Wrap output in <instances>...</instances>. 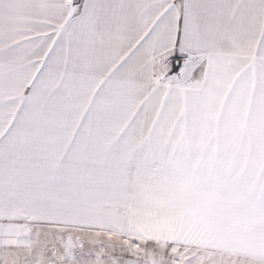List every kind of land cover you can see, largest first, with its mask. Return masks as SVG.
<instances>
[{"label":"snow or ice","instance_id":"obj_1","mask_svg":"<svg viewBox=\"0 0 264 264\" xmlns=\"http://www.w3.org/2000/svg\"><path fill=\"white\" fill-rule=\"evenodd\" d=\"M0 264H264V0H0Z\"/></svg>","mask_w":264,"mask_h":264}]
</instances>
